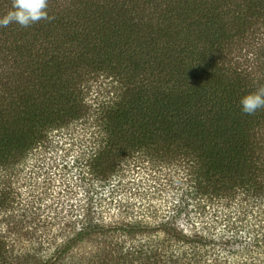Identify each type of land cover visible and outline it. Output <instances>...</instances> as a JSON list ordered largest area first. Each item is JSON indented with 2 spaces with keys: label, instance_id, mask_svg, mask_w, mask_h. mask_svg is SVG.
Masks as SVG:
<instances>
[{
  "label": "trees",
  "instance_id": "trees-1",
  "mask_svg": "<svg viewBox=\"0 0 264 264\" xmlns=\"http://www.w3.org/2000/svg\"><path fill=\"white\" fill-rule=\"evenodd\" d=\"M48 14L0 27V222L41 211L25 166L54 131L88 129L87 186L72 229L32 245L0 230V264H56L93 235L110 243L101 264H264V109L239 103L264 86V0H49ZM144 162L164 172L152 194H177L165 211L113 194Z\"/></svg>",
  "mask_w": 264,
  "mask_h": 264
},
{
  "label": "rangeland",
  "instance_id": "rangeland-1",
  "mask_svg": "<svg viewBox=\"0 0 264 264\" xmlns=\"http://www.w3.org/2000/svg\"><path fill=\"white\" fill-rule=\"evenodd\" d=\"M90 140L88 129L80 126H71L51 133L48 141L41 146L36 154L31 155L29 163L25 166V172L28 174L34 170L33 166H35L40 175V178L35 177L33 179L35 182H33L34 187L32 190L36 191L34 194L37 200L42 202L41 205L43 204L41 211L34 214L33 218L29 215V218H25V221L20 225L13 226L0 222V230L9 233L19 230L23 232L21 242L32 245L30 239L32 234H29L31 231L38 230V233L48 235L49 238V235L53 236L59 232L63 225L68 227L71 220L65 218V214H69L71 205L77 206L76 202L78 198H81L87 186L86 184L82 186L79 182L78 175L80 172L74 166H76V160L82 162L89 157V151L92 147ZM160 170L155 165L146 162L135 167H129L123 173L122 185L113 194L117 193L116 197L119 199L132 200L131 202H135L137 206L141 203L150 202L157 203V206L161 208L160 211L169 209L175 200L174 197L177 198L176 192L164 189L163 192L155 195L151 191L155 189L154 185L158 184L159 173L164 174ZM3 213L7 216L11 214V212L6 211ZM188 214L193 221H200L198 215L191 211V207ZM187 218L185 216L182 220L184 221ZM71 226L73 225L68 228L72 229ZM12 229H15V231L11 232ZM109 244L107 239L93 235L77 244L64 260L56 264H101L98 262L99 255H104ZM51 252H53V249L38 255L45 257Z\"/></svg>",
  "mask_w": 264,
  "mask_h": 264
},
{
  "label": "clouds",
  "instance_id": "clouds-1",
  "mask_svg": "<svg viewBox=\"0 0 264 264\" xmlns=\"http://www.w3.org/2000/svg\"><path fill=\"white\" fill-rule=\"evenodd\" d=\"M48 4L49 0H12L10 10L0 16V27L15 23L26 28L41 20H50ZM239 103L242 113L246 115L264 109V86L242 96Z\"/></svg>",
  "mask_w": 264,
  "mask_h": 264
}]
</instances>
